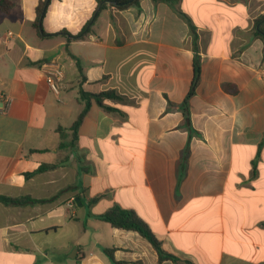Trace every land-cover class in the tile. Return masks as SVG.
<instances>
[{
  "label": "crops",
  "instance_id": "1",
  "mask_svg": "<svg viewBox=\"0 0 264 264\" xmlns=\"http://www.w3.org/2000/svg\"><path fill=\"white\" fill-rule=\"evenodd\" d=\"M10 1L0 13V198L46 201H0V264H113L105 248L120 264H264V0H177L196 45L164 2L99 11L98 0H51L40 36L43 0ZM77 60L84 91L123 100L106 99L112 111L93 102L69 153L57 130L83 109ZM46 62L63 70L59 95ZM41 164L58 165L25 177ZM76 198L91 242L63 254V205ZM114 207L134 211L178 262L99 224Z\"/></svg>",
  "mask_w": 264,
  "mask_h": 264
},
{
  "label": "trees",
  "instance_id": "2",
  "mask_svg": "<svg viewBox=\"0 0 264 264\" xmlns=\"http://www.w3.org/2000/svg\"><path fill=\"white\" fill-rule=\"evenodd\" d=\"M51 0H43L41 1L37 8V19L34 22L33 26L36 29L37 33L41 36L40 30H42V20L46 14L47 7ZM153 2H164L167 3L174 11L189 25L190 32L193 38V43L196 45L198 41V35L196 33V28L192 23L191 19L183 13L180 9L177 8V0H152ZM140 0H98V10L101 11L105 9L107 6L112 7L117 10H124L129 8L132 5L139 6ZM13 4L10 0H0V13L8 14L10 13ZM257 25H259L258 32L256 35L261 38L264 43V16L258 18L256 20ZM89 33V30L87 31ZM80 37V36H79ZM84 36H81L83 38ZM77 38V37H76ZM76 59V58H74ZM77 66L81 75L80 79V88L78 90V101L81 105H83L82 111L79 113L77 119L74 121L72 126L68 129H58L57 132L60 134L61 142L59 144V149H63L68 151L69 153H74L79 140V129L89 112L92 103L95 102L100 107L108 111H112V108H109L104 105V101L106 99L111 100H123V97L120 96L116 91H106L101 93H90L86 92L82 89L83 82L86 81V77L82 72V68L79 66L77 60ZM194 88L191 89L188 97H191L193 94ZM68 139V140H67ZM68 161V157L63 159L62 163ZM58 164H41V166L33 173L25 174L26 178H30L35 176L36 174L43 173L50 169H54ZM53 199V198H52ZM51 199V200H52ZM0 201L5 205H13V206H22L25 204H33L45 202L46 200H36L31 197H20V198H10L2 196ZM98 219L102 222L109 224L112 228L122 229L125 231H132L138 233L143 239L147 240L153 249L157 252L159 260H172L177 263L178 258L167 253L163 247L162 243L157 239L154 233L151 231L149 226L132 210L122 209L120 207H114L109 211L103 213L98 216ZM105 254L112 261L113 264H120L114 258L115 248H105Z\"/></svg>",
  "mask_w": 264,
  "mask_h": 264
},
{
  "label": "built area",
  "instance_id": "3",
  "mask_svg": "<svg viewBox=\"0 0 264 264\" xmlns=\"http://www.w3.org/2000/svg\"><path fill=\"white\" fill-rule=\"evenodd\" d=\"M13 36L14 34L12 32L7 33L8 39H11ZM41 67L43 69V73L45 75L47 85L54 94L59 95L61 89V83L64 79V73L61 66L56 62H46ZM256 73L264 86V64L261 65L256 70ZM8 100L9 99L7 94L0 90V101L3 103H7ZM74 204H75V200L71 199L67 204V206L71 208L74 206Z\"/></svg>",
  "mask_w": 264,
  "mask_h": 264
},
{
  "label": "rangeland",
  "instance_id": "4",
  "mask_svg": "<svg viewBox=\"0 0 264 264\" xmlns=\"http://www.w3.org/2000/svg\"><path fill=\"white\" fill-rule=\"evenodd\" d=\"M78 206L75 205L70 211H68V208L63 205V212H65V215H63V254L66 247H69L70 243L74 240H80L85 239L89 243L91 242L92 237V224H89L88 226V237H84L82 232L84 228V224L82 222H78L80 220L79 216H75L74 212L78 211ZM65 223V224H64ZM99 224L105 225L107 228H110L108 224H105L103 222H100ZM107 239H110L109 235H105ZM80 248V246H79ZM75 247L73 248L72 252H74Z\"/></svg>",
  "mask_w": 264,
  "mask_h": 264
},
{
  "label": "water",
  "instance_id": "5",
  "mask_svg": "<svg viewBox=\"0 0 264 264\" xmlns=\"http://www.w3.org/2000/svg\"><path fill=\"white\" fill-rule=\"evenodd\" d=\"M41 32H42V30H41ZM75 202L78 203L79 205L81 204V203L79 202V198H76V199H75Z\"/></svg>",
  "mask_w": 264,
  "mask_h": 264
}]
</instances>
